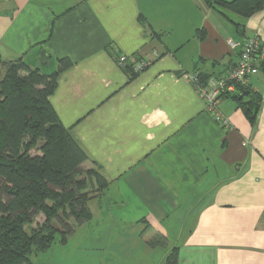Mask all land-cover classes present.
I'll return each mask as SVG.
<instances>
[{
	"label": "crops",
	"instance_id": "0c3cea01",
	"mask_svg": "<svg viewBox=\"0 0 264 264\" xmlns=\"http://www.w3.org/2000/svg\"><path fill=\"white\" fill-rule=\"evenodd\" d=\"M254 35L264 57V7L241 18L204 0H0L2 59L44 73L72 62L48 99L108 181L88 206L117 229L120 264H168L173 248L175 264H264V72L248 85L254 123L228 96L227 126L186 77L222 74L238 55L228 40ZM155 233L165 244L152 248Z\"/></svg>",
	"mask_w": 264,
	"mask_h": 264
},
{
	"label": "trees",
	"instance_id": "16d2710c",
	"mask_svg": "<svg viewBox=\"0 0 264 264\" xmlns=\"http://www.w3.org/2000/svg\"><path fill=\"white\" fill-rule=\"evenodd\" d=\"M204 1L241 18L264 7V0ZM234 26L242 34L243 25L234 22ZM57 62L53 72L44 73L21 57L4 60L0 56L4 68L0 77V264H34L31 256L49 248L56 235L64 243L76 225L92 218L88 201L103 194L108 185L95 167L82 169L88 155L49 102L58 74L72 65L68 58ZM260 68L264 72V60ZM195 74L202 80L208 77ZM239 91L230 97L254 123L260 94L249 86ZM32 149L40 153L31 155ZM37 213L43 214L44 221L32 227ZM147 244L163 245L165 238L155 233ZM176 256L173 248L167 263L175 264Z\"/></svg>",
	"mask_w": 264,
	"mask_h": 264
},
{
	"label": "rangeland",
	"instance_id": "374dc122",
	"mask_svg": "<svg viewBox=\"0 0 264 264\" xmlns=\"http://www.w3.org/2000/svg\"><path fill=\"white\" fill-rule=\"evenodd\" d=\"M233 17V15H231ZM21 75L25 71L20 70ZM4 74V68L0 67V77ZM31 155L39 154V150L32 149ZM94 168L90 163L83 164L82 169ZM32 227L40 225L44 221L42 213L34 215ZM93 218L86 224L75 226L73 232L67 236L64 243L60 242L59 235L56 241L45 251L31 256L34 264H120L119 260L112 258L117 253L118 237L114 236L116 228H103V224H93ZM166 248H158L160 252ZM133 264L137 263L132 261ZM126 264H132L127 262Z\"/></svg>",
	"mask_w": 264,
	"mask_h": 264
},
{
	"label": "built area",
	"instance_id": "2783aa9c",
	"mask_svg": "<svg viewBox=\"0 0 264 264\" xmlns=\"http://www.w3.org/2000/svg\"><path fill=\"white\" fill-rule=\"evenodd\" d=\"M228 44L231 49L238 50V55L236 61L225 72L220 75H210L205 80L200 79L195 73L186 76L204 100L206 110L224 126L228 125V121L218 109L220 100L247 87L251 77L259 72L261 61L264 60L258 35L238 40L230 39ZM124 61L125 57L120 56V64ZM144 65V62L137 61L134 69L140 71Z\"/></svg>",
	"mask_w": 264,
	"mask_h": 264
},
{
	"label": "water",
	"instance_id": "95a60500",
	"mask_svg": "<svg viewBox=\"0 0 264 264\" xmlns=\"http://www.w3.org/2000/svg\"><path fill=\"white\" fill-rule=\"evenodd\" d=\"M246 94V92L245 93H242L241 95L243 96V95H245Z\"/></svg>",
	"mask_w": 264,
	"mask_h": 264
}]
</instances>
